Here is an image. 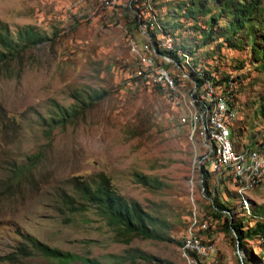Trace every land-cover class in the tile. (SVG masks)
Masks as SVG:
<instances>
[{
	"label": "rangeland",
	"instance_id": "374dc122",
	"mask_svg": "<svg viewBox=\"0 0 264 264\" xmlns=\"http://www.w3.org/2000/svg\"><path fill=\"white\" fill-rule=\"evenodd\" d=\"M195 1L209 14L186 17L180 3L190 0H0V21L13 38L29 26L46 39L0 78V264H243L238 252L246 264H264L261 240H246L237 250L223 228L228 214L244 230L251 226L248 212L264 205V179L241 207L228 174H218L217 183L208 174L211 195L231 209L215 217L202 182L208 145L193 91L202 72L235 81L229 138L242 151L264 136V68L243 32L233 39L240 48L228 46L223 17L208 35L209 17L219 8L215 0ZM150 28L159 30L153 32L161 48L177 51L181 66L156 52ZM150 63L169 72L175 92L159 85L153 68L145 67ZM105 91V98L89 99ZM59 107L74 114L50 129ZM211 163H217L212 153ZM27 164L32 172L19 182L17 168ZM134 173L161 186L144 187ZM99 174L157 217L159 232L172 242L132 238L125 244L94 208L61 213L57 198L72 191L71 182ZM27 236L79 259L59 263L21 253ZM192 240L215 253L198 259L183 249Z\"/></svg>",
	"mask_w": 264,
	"mask_h": 264
},
{
	"label": "trees",
	"instance_id": "16d2710c",
	"mask_svg": "<svg viewBox=\"0 0 264 264\" xmlns=\"http://www.w3.org/2000/svg\"><path fill=\"white\" fill-rule=\"evenodd\" d=\"M180 4V8H182V6L185 7V16L191 19L196 18L197 12H201L202 15L209 14L210 12L209 9H203V6L198 4L195 0H190L188 4L184 2ZM215 4L219 8V12L217 15L209 17L208 23L210 29L208 35H211L213 25H216L223 17L226 20V25L221 27L220 31L228 46L231 48H240L241 45L234 42L233 39L236 35L243 32L245 41L250 44L252 55L255 59L261 60L259 66L264 68V0H215ZM149 24L150 23H148L147 26H149ZM153 31L157 32L159 30L155 28L151 29L149 32L156 52L172 60L178 66H181V57L177 51L175 49H173L175 51H167V49L161 48L160 39L156 38V33ZM45 40V37L34 27L29 26L20 28L16 33V37L13 38L8 25L0 21V78L10 76L9 65L11 62H19L21 53L34 48ZM208 87L213 89V96L206 99ZM234 87H236L235 81L228 76L218 78L211 76L209 73H200V75L195 78V85L193 87V91L195 92L193 93L196 95L195 100L199 110H203L205 114V108L213 105L214 98L222 97L226 100L228 111H232L230 102L235 99L232 93L235 89ZM107 95L108 93L106 91L99 94L94 93L93 95H89V99L91 101H98L105 98ZM198 103H200V105ZM59 109L58 118L49 119L50 122L48 126L50 129L58 125H65L74 114L72 110L60 107ZM229 127L231 135L233 136L232 122L229 124ZM232 143L234 145V141H232ZM234 148L236 151L239 149L236 148L235 145ZM202 162L206 163V159ZM208 166L210 168L212 167V165ZM33 167L32 164L18 167L15 174L17 180L20 182V180H25L26 177L28 179ZM210 172L213 171L211 170ZM201 174L204 190L212 200L211 210L215 217L222 218V211H227L229 213L231 209H229L225 203H221L215 195H211L208 190V172L205 166L201 167ZM133 177L136 183L144 187L159 188L161 186L155 179H151L142 174L134 173ZM228 177H230V183L235 185L234 179L229 175ZM71 187L72 191L70 193L62 192L57 198L60 204L59 208L64 209L60 210L61 213L66 211V213L72 215L83 213L90 208H94L106 221L108 227L114 231L116 236L122 238L121 241L125 244H129L132 238L172 242L170 238L163 236L159 232L157 227L159 221L157 217L149 214L138 202L128 201L121 196L113 188L110 178L106 175L99 174L91 181L75 178L71 182ZM250 214L251 216L248 217L250 218L251 226L246 230H244L242 226L241 219L238 222H234L233 219L229 217V214L223 220V228L227 233L232 235V239L236 242V249L242 250L246 240L258 239L262 241L264 250V205H261L257 210L251 209V213H248V215ZM25 239L27 240L28 249L26 247L19 249L21 253L28 251L33 252L46 259H51L59 263H67L70 260L75 261L79 259L77 256L70 253L51 248L34 237L27 236ZM142 258L145 260L152 259L151 256L146 255ZM82 260L89 264H99L93 260ZM241 263L246 264L244 261H241Z\"/></svg>",
	"mask_w": 264,
	"mask_h": 264
},
{
	"label": "bare ground",
	"instance_id": "6f19581e",
	"mask_svg": "<svg viewBox=\"0 0 264 264\" xmlns=\"http://www.w3.org/2000/svg\"><path fill=\"white\" fill-rule=\"evenodd\" d=\"M163 46L168 49H173V47L167 44H163ZM211 96H213L212 92L207 91L206 99L210 98ZM223 99L224 98L222 97L214 98L213 105L205 108L206 110L205 114L203 110L202 111L199 110L202 124H203V120L205 121V125H204L205 139L207 140L209 145H211L214 149H216V150H211V153L214 155L217 163H220L221 156H224V146L222 145L221 136L216 134V127H224L225 130L223 131V138L226 140L228 144V153L230 154L229 163L239 164L240 163L239 155L249 154L253 150V145L244 148L242 151L235 150L234 145L229 138V130H230L229 121L232 118L233 114L231 115V118L228 117L229 111L226 102H224V111L226 113V116L225 117L220 116L223 106ZM261 144H264V136H261ZM258 161H261L258 167L244 168L243 165H234L232 170H225V174H228L234 179L235 187L238 191V194L241 196V204H243L241 207H245V206L248 207V200L245 197L247 191H250L255 187L259 186L264 179V152H258ZM232 175H236V176H232ZM193 244L196 246H203L194 241ZM183 249L187 252L195 253V251H193L192 248V241L186 242Z\"/></svg>",
	"mask_w": 264,
	"mask_h": 264
},
{
	"label": "built area",
	"instance_id": "2783aa9c",
	"mask_svg": "<svg viewBox=\"0 0 264 264\" xmlns=\"http://www.w3.org/2000/svg\"><path fill=\"white\" fill-rule=\"evenodd\" d=\"M149 44L152 45V43ZM145 67L153 68L154 76H158L159 85H166L167 93L175 92L177 85L175 83V80H173V78L171 77L168 71H165L164 69L160 68L158 65L152 63H150L149 66H145ZM208 91L213 92V89L208 87ZM224 102H226L225 99H223V106L220 116L225 117L226 113L224 111ZM198 104L200 105V103ZM204 125H205V121L203 120L201 138L203 143H207L208 145V154L206 156L207 171H208V165H215V172H208V174L213 176L216 183H217L218 174H225V170H232L234 165H243L244 168L258 167L260 165L261 161H258V152H264V144H261V138H259L255 143H253V150L249 154L239 155L240 156L239 164L229 163L230 154L228 153V144L226 140L223 138V131L225 130L224 127H216V134L221 136L222 138V145L224 146V156H221L220 163H211V150H216V149H214L211 145H209L207 140L205 139ZM232 176H236V175H232ZM192 248L193 251H195V253L198 255V259L200 260H206L213 253H215L213 252L212 245H207L203 243V246H196L193 244V240H192Z\"/></svg>",
	"mask_w": 264,
	"mask_h": 264
},
{
	"label": "water",
	"instance_id": "95a60500",
	"mask_svg": "<svg viewBox=\"0 0 264 264\" xmlns=\"http://www.w3.org/2000/svg\"><path fill=\"white\" fill-rule=\"evenodd\" d=\"M238 257H239L240 261H242V258H241V255L239 254V252H238Z\"/></svg>",
	"mask_w": 264,
	"mask_h": 264
},
{
	"label": "crops",
	"instance_id": "0c3cea01",
	"mask_svg": "<svg viewBox=\"0 0 264 264\" xmlns=\"http://www.w3.org/2000/svg\"><path fill=\"white\" fill-rule=\"evenodd\" d=\"M240 149H238V151H239ZM242 150V149H241Z\"/></svg>",
	"mask_w": 264,
	"mask_h": 264
}]
</instances>
